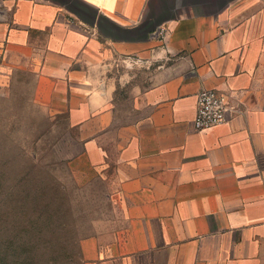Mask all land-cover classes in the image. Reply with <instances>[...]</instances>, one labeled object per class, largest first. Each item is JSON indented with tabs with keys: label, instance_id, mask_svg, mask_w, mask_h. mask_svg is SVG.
<instances>
[{
	"label": "crops",
	"instance_id": "0c3cea01",
	"mask_svg": "<svg viewBox=\"0 0 264 264\" xmlns=\"http://www.w3.org/2000/svg\"><path fill=\"white\" fill-rule=\"evenodd\" d=\"M5 45L57 80L112 197L89 264H264V0H0ZM203 89L231 111L197 130Z\"/></svg>",
	"mask_w": 264,
	"mask_h": 264
},
{
	"label": "rangeland",
	"instance_id": "374dc122",
	"mask_svg": "<svg viewBox=\"0 0 264 264\" xmlns=\"http://www.w3.org/2000/svg\"><path fill=\"white\" fill-rule=\"evenodd\" d=\"M0 48V264H89V239L114 228L116 210L79 154L80 117L55 108L56 79L35 77L10 45ZM134 58L137 84L154 62Z\"/></svg>",
	"mask_w": 264,
	"mask_h": 264
},
{
	"label": "built area",
	"instance_id": "2783aa9c",
	"mask_svg": "<svg viewBox=\"0 0 264 264\" xmlns=\"http://www.w3.org/2000/svg\"><path fill=\"white\" fill-rule=\"evenodd\" d=\"M164 29L159 31L160 35ZM231 105L226 95L213 89H203L198 94V109L194 121L197 130H204L229 120Z\"/></svg>",
	"mask_w": 264,
	"mask_h": 264
}]
</instances>
